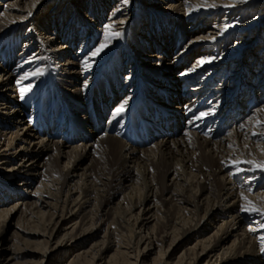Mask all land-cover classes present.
Wrapping results in <instances>:
<instances>
[{"label": "bare ground", "instance_id": "bare-ground-1", "mask_svg": "<svg viewBox=\"0 0 264 264\" xmlns=\"http://www.w3.org/2000/svg\"><path fill=\"white\" fill-rule=\"evenodd\" d=\"M44 1L0 0V264H45L53 252L59 261L75 245L65 264H140L152 245L150 264H197L203 255L202 264H264V216L241 211L242 193L264 207V170L243 163L264 161V135H253L264 133V1L146 0L169 11L146 10L147 20L136 26L140 40L130 33L137 25L130 18L134 0H117L104 21L101 3L109 0L54 1L47 18L38 13ZM65 15L71 17L62 24ZM84 18L98 19L99 41H115L112 48L107 44L95 56L96 49L86 51L95 32ZM27 19L31 26L21 34ZM254 31L263 35L256 43L244 39ZM129 43L134 50H121L124 63L117 55L109 61L115 47ZM136 46L159 51L137 55ZM97 67L105 84L94 89L88 81ZM53 71L58 81L74 83V103L54 92L55 107L51 93L38 88ZM158 78L163 90L155 96ZM120 92L123 111L118 105L103 126L101 114ZM88 140L98 148L97 162L77 172ZM13 217L20 226L12 223L8 239ZM151 217L148 227L143 220ZM102 220L103 235L95 238ZM62 222L70 224L60 232ZM56 232L62 239L51 246ZM184 241L180 257L165 258Z\"/></svg>", "mask_w": 264, "mask_h": 264}, {"label": "rangeland", "instance_id": "rangeland-1", "mask_svg": "<svg viewBox=\"0 0 264 264\" xmlns=\"http://www.w3.org/2000/svg\"><path fill=\"white\" fill-rule=\"evenodd\" d=\"M54 1L56 2V1H58V0H48V1H44L38 8H39V11H38V13H40V15L41 16H43V17H45V18H47L48 17V14H49V12L53 9V7L54 6H52L53 5V3H54ZM85 0H83V2H84ZM116 1L117 0H109V2L107 3V4H104V3H101V5H102V9L100 10V13H101V21H104L105 20V18L106 17H108V14H109V12L111 11V6L113 5V3H116ZM257 1V0H256ZM260 1H264V0H260ZM135 4H137V8H136V10L134 11V13H135V15H134V13L132 14V16L130 17V18H132V20L131 21H134V20H137V22H136V24L137 25H135V28L133 29V30H130V33H131V35H132V37H134V38H138V37H140V35H139V29H137L136 28V26H138V24H140V23H142V22H144L145 20H147V16H146V14H147V12H146V10H153L152 12H154L156 9H160V11H158L161 15H163V16H165V13L164 12H166V11H169L168 9L167 10H165L164 9V7H165V5H162V6H147V5H149V3H147L146 2V0H134L133 1ZM259 2V1H258ZM159 3V1H157V4ZM56 5V4H55ZM99 3H98V7H99ZM257 5V3H255V4H253V6H256ZM91 6V5H90ZM135 7V6H134ZM91 8L92 9H90V10H95V8L93 7V6H91ZM82 8H79V10H81ZM263 10V9H262ZM61 11V10H60ZM84 11V10H83ZM82 11V12H83ZM140 12H144V15H140ZM88 16H89V14H90V12H88L87 11V13H86ZM159 14V15H160ZM36 15H38V14H36ZM248 15H251V13L250 14H248ZM253 15V14H252ZM251 15V16H252ZM67 16V17H66ZM138 16H141V19H138ZM162 16V17H163ZM70 17L71 16H69V15H65L64 16V21H63V19L61 20V23L62 24H66L68 21H69V19H70ZM81 18H82V16H80ZM86 18V17H85ZM85 18H84V20H85ZM90 18V17H89ZM160 19H158V18H156L154 21H155V24L156 23H158V21H159ZM261 20V16H257V18H256V21L255 20H252V22H254V24L255 23H257V21H260ZM86 21V20H85ZM64 22V23H63ZM86 22H88V21H86ZM89 24H91L92 25V27L91 28H89L88 26H87V28H89V29H91L93 32H95V34H94V36L92 37V40H91V42H89L88 43V45H87V47H86V51H89V50H94V49H97V48H99L100 47V45L101 44H108L109 46H110V48H112L113 47V43L115 42V41H112V40H108V41H106V42H102V41H99V34L101 33V31H98V29H96V27L97 26H99L98 24H100V22L98 21V19H96V22H93V23H91V22H88ZM264 23V22H263ZM29 26H31L30 25V21L27 19V20H25V25H24V28L23 29H21V34H23L24 33V31L29 27ZM100 27V26H99ZM262 30H263V33H264V28H261ZM89 32V31H88ZM255 32V31H254ZM261 33L262 32H259V31H257V32H255V33H253V34H251V35H247L244 39L245 40H254L255 39V43H256V39H259L260 37H262L261 36ZM87 35H88V33L86 34V37H87ZM137 40H140V39H137ZM168 42V41H167ZM240 44V43H239ZM6 45V44H5ZM128 45H130L129 47H130V49H131V51H133L134 50V43H132V44H120L118 47H115L114 48V50H113V52H114V54H113V56L109 59V61H111L112 60V58L114 57V55H117V59H119V61L120 62H122V63H124V61H126V59L124 58V57H126L125 55H126V53L129 51L128 50V48H127V46ZM181 45V44H180ZM180 45H178V47L180 46ZM255 45V44H254ZM20 46H22V44H21V39H19L18 41H17V44H16V47H15V49H14V51H13V53H15V55L18 53V51H19V49H20ZM230 47L232 46V44L231 45H229ZM137 48H135V54H137V53H145L146 51H148V50H150V51H152V52H157V51H159V50H154L155 49V47L154 48H149V49H144L143 47L142 48H139L138 46H136ZM254 47V46H253ZM37 49V47L36 46H33L32 47V50H36ZM75 49H77V46H76V44H75ZM122 49H125L124 51H126V53H124V51H122L121 52V50ZM39 50V49H38ZM72 51H74V50H72ZM118 51H120L119 52V54H116V52L118 53ZM109 54H110V50H108V52H107V54L106 55H104V53H103V57H107V56H109ZM141 54V55H142ZM195 54V53H194ZM194 54H192L191 55V57H189V60L187 61V63L189 62V61H191V58H192V56L194 55ZM138 55V54H137ZM140 58H146V56H140ZM114 59V58H113ZM109 61H107L108 63H109ZM264 62V61H263ZM186 63V64H187ZM191 63V62H190ZM189 64V63H188ZM123 65V64H122ZM185 65V63L183 64V65H181V66H179V69H181V67H183ZM98 66H99V64H98ZM252 66V65H251ZM251 66H249V67H251ZM252 68V67H251ZM98 69V70H97ZM96 70H97V73H96V76L95 77H93L92 79H90L88 82H90L89 83V86L90 85H96V86H98V85H102L103 86V83L105 84V82H104V80L102 79V77H99V67H97L96 68ZM128 70V67L126 66V65H124V66H121L120 68H119V70H117V73H118V76H119V78H121L120 80H123L122 79V75L124 74V73H127L126 71ZM100 72H101V69H100ZM97 74H98V76H97ZM56 76H59V75H57V74H55V72L53 71V74H52V76H51V78H49V80L47 81V84L45 83L43 86H41V85H39V89L40 90H42V91H45V90H48L50 93H51V95L53 96V97H51L50 99H49V103H51V105H53V106H58L57 105V102H60V101H58L57 100V98H56V96L54 97V92H60L61 94H63L64 95V97H65V99L66 100H68V99H70V103L72 104V103H74L76 100H75V98L73 97V94H74V91H75V89L73 88L75 85H73L74 83H72V84H64L62 81H58L57 80V78H56ZM86 77V76H85ZM54 78L56 79V81L54 80ZM160 80V78H158V79H156V81H155V83H154V87L151 89V92H154V93H156L155 94V96H157L158 95V93L159 92H161L162 90H163V88H162V83L161 84H159V81ZM103 82V83H102ZM159 86V90H155L156 89V87H158ZM94 89H95V86H94ZM149 93V92H148ZM92 94V93H91ZM123 95H124V92H120L114 99H113V101L112 102H110V104L108 105V107H107V109H106V111L104 112V113H102L101 114V117H100V121H101V123L103 124V126H106V123L108 122V118H109V116L111 115V112L112 111H114L115 109H116V107H118V105H121L120 104V102L122 101L121 99H122V97H123ZM91 97V96H90ZM90 97H89V99H90ZM191 96H189V97H187V98H190ZM186 98V97H185ZM54 100H55V102H54ZM84 102H82V101H79V107H85L86 105L87 106H89V102H85L84 104H83ZM209 102H207V104H208ZM36 105L37 106H39L40 107V104H39V102H37L36 103ZM86 108V107H85ZM251 109V107L250 108H247L242 114H241V116H239L238 117V120H242V119H244V115L245 114H247L248 112H249V110ZM59 110H57L56 112H58ZM60 112H62V113H65L66 111H65V109H62ZM68 113V112H67ZM73 113L75 114V111L73 110ZM70 114V113H69ZM87 117H88V115H86ZM92 116V118H93V120L95 119V117L93 116V115H91ZM151 117V116H150ZM71 119H73V118H70V117H68V120H71ZM86 119H88V118H86ZM80 120H83V118H81ZM181 123V122H180ZM112 124V121H110L109 122V126ZM231 124V123H230ZM105 127H102L101 128V130H103ZM152 129V128H151ZM223 131H224V129H223ZM222 133V132H221ZM120 139H124L122 136H120L119 137ZM77 140V139H76ZM75 140V141H76ZM79 141V140H78ZM89 141V140H88ZM77 142V141H76ZM92 142L93 141H89V143H90V145L88 146V148H90L89 149V152H88V154H86L84 157H83V161H82V163H81V165H80V167L82 168V169H78L77 170V172H87L89 169H90V167H94L95 166V164H96V162H97V152H95V150H97L98 148L97 147H94V149L95 150H93V147H92ZM92 147V148H91ZM66 150V149H65ZM67 154H69V153H67ZM59 166H61V164L59 165ZM37 180H38V178L36 179V180H34L32 183H33V185H35L36 183H37ZM17 182V181H16ZM15 182V183H16ZM132 182H133V180L131 179V180H127V181H125V187L126 186H128V185H130V184H132ZM113 185L114 186H119L120 185V181H113ZM165 183H170V181H169V179L168 178H166L165 179ZM32 188V187H31ZM257 190V188L255 189V191ZM76 191H74V195H76ZM121 196V194H119V195H117V196H114L113 198H112V202H115L119 197ZM9 201L8 202H10V199H8ZM111 204H113V203H111ZM7 205H8V203H7ZM150 209H151V211H153L154 210V208H153V206H150ZM134 211V210H133ZM134 212H137V208L135 209V211ZM102 213H103V211H102ZM104 214V213H103ZM149 214H150V212L149 213H146V215H144V217H143V219L145 218V217H149ZM106 216V215H105ZM151 219H154V221H155V218H148V219H145V220H143L144 221V223L146 222L147 223V225L146 226H148V227H151L152 225H154L153 224V222L154 221H152V222H150L151 221ZM140 221V220H139ZM11 225H9L8 227H7V230H6V232H5V236L8 238V239H11V233H12V230H13V228L14 227H12V223H15L16 224V227H15V229L16 230H18V227L20 226V224L19 223H16V221H15V217H13L12 219H11ZM106 223L107 222H105V220H102V222H100L97 226L99 227L98 229H97V233H96V235L94 236L95 238H98V237H100L101 235H103V230H104V227L106 226ZM139 223V222H138ZM69 224L70 223H67V222H62V224L60 225L61 227L59 228V230H60V232H61V230H62V228H64L65 226H69ZM101 224V225H100ZM84 227H86V225L84 226ZM157 227H158V229H159V226L157 225ZM160 230V229H159ZM136 231H137V229H136ZM59 232V233H60ZM59 233H55V237L50 241V244L49 245H51V246H53L54 244H55V242H56V239H57V241H58V239H60V235H61V233L59 234ZM91 238L92 237H90L88 240L90 241L91 240ZM62 239V238H61ZM60 239V240H61ZM65 239H66V237H65ZM9 242H10V240H9ZM133 242H134V240H133ZM186 243V241H184L183 242V244H178V245H176V246H174L173 248H171V250H169V252L165 255V258H167L168 257V254H169V258H173L174 256H178V257H180L182 254H183V251L181 250L182 249V247H183V245ZM141 244V247L143 248V246H144V243H140ZM80 245V244H79ZM19 246L20 247H22V246H24V245H22L21 243H19ZM78 247V245H75L74 247H72V248H70L69 249V251L68 250H64L65 251V254H63L59 259V261L57 260V258H56V255H57V253L56 252H53L52 253V255L48 258V260L45 262V264H62V263H64L65 264V262H67V261H69V259H71V256H70V254H69V252L70 251H73L75 248H77ZM33 248H34V246H32V244L31 245H29L28 247H27V251H32L33 250ZM155 250V248H154V246L152 245L151 247H149V248H147L146 250H145V252H143V254H142V256H141V258H140V264H150L151 263V259H152V257H154V254H153V251ZM63 251V252H64ZM111 252V250L109 251V252H107L106 254H105V257H106V255H108L109 253ZM30 258V257H29ZM207 258V256L206 255H203L202 257H201V259H199L198 260V262L199 263H197V264H202L203 262H204V260ZM145 260V262L144 263H142L141 261L142 260ZM31 260H35V259H31ZM131 260H135V258H131ZM123 262H125V260H123L122 262H120V263H118V264H127L126 262L125 263H123ZM105 263V261H104V259H98L97 260V264H104ZM255 263V262H254ZM205 264V263H204ZM256 264V263H255Z\"/></svg>", "mask_w": 264, "mask_h": 264}, {"label": "snow or ice", "instance_id": "snow-or-ice-1", "mask_svg": "<svg viewBox=\"0 0 264 264\" xmlns=\"http://www.w3.org/2000/svg\"><path fill=\"white\" fill-rule=\"evenodd\" d=\"M125 3H127V0H124ZM209 7H215L214 4L212 5H208ZM227 6H230V5H227ZM29 15H31V13H29ZM106 29H110L111 28V25H106L105 26ZM112 35H120V33H112ZM106 46V44H101L99 48L96 49L95 52L92 53L93 56L97 55L104 47ZM89 65L88 64H85V67H88ZM36 73H33V75H35ZM123 105L120 106V108H118L116 111L117 112H120V111H123ZM206 115V113H201V116H204ZM259 123H264V121L262 122H259ZM243 127V126H241ZM253 135H264V133H260V134H257V133H253ZM245 147H247V145H245ZM262 152H264V148L261 149ZM233 163L235 165H238L239 163H241V161H233ZM243 163H247V164H250V165H255L256 168H259L261 170H264V161H255V160H245L243 161ZM237 171H240L239 168H237ZM242 198L246 201V203L242 206L241 208V211H244V212H252V213H258L260 214L261 216H264V207H257L254 202H252L251 200H248V198L246 196L243 195V193L241 194ZM260 228H264V223H261L260 224ZM249 231H255V229H249ZM261 240V248L260 250L262 252H264V237H261L260 238Z\"/></svg>", "mask_w": 264, "mask_h": 264}]
</instances>
